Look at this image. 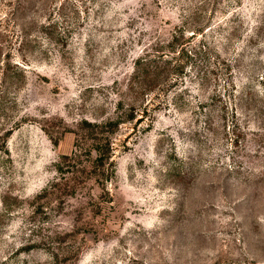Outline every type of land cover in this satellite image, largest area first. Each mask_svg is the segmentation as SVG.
Wrapping results in <instances>:
<instances>
[{
  "label": "rangeland",
  "instance_id": "1",
  "mask_svg": "<svg viewBox=\"0 0 264 264\" xmlns=\"http://www.w3.org/2000/svg\"><path fill=\"white\" fill-rule=\"evenodd\" d=\"M0 264H264V0H0Z\"/></svg>",
  "mask_w": 264,
  "mask_h": 264
},
{
  "label": "trees",
  "instance_id": "2",
  "mask_svg": "<svg viewBox=\"0 0 264 264\" xmlns=\"http://www.w3.org/2000/svg\"><path fill=\"white\" fill-rule=\"evenodd\" d=\"M176 36L173 37V39L175 40ZM142 59L139 60V64L141 62ZM166 63L169 64V61H167ZM141 68L137 67L136 70L138 72V74L140 75L139 77V83L138 86L140 88V91L146 92L149 91L153 88V86L155 85V83H157V81L160 78L159 73L157 72H153L151 71V62L149 61H145L143 62V64H141ZM122 103L120 102L118 103V108L120 109L122 107ZM133 115H130V118H132ZM120 123V119H114V118H107L105 120L102 121H95V122H89L87 120H82L81 121V125L87 126V130L96 133H100V134H104L105 132H110L113 133L118 125ZM110 140H106L104 139L103 142V146L102 148H98L96 151L97 154V158H96V162H100L101 164H104L105 160H109V153H110ZM63 159L66 158V156L62 157ZM58 167L60 170H62L60 168V164H58Z\"/></svg>",
  "mask_w": 264,
  "mask_h": 264
}]
</instances>
